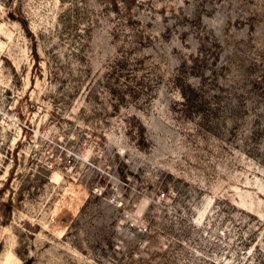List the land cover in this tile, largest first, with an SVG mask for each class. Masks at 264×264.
Here are the masks:
<instances>
[{"label":"rangeland","instance_id":"rangeland-1","mask_svg":"<svg viewBox=\"0 0 264 264\" xmlns=\"http://www.w3.org/2000/svg\"><path fill=\"white\" fill-rule=\"evenodd\" d=\"M0 264H264V0H0Z\"/></svg>","mask_w":264,"mask_h":264},{"label":"built area","instance_id":"built-area-1","mask_svg":"<svg viewBox=\"0 0 264 264\" xmlns=\"http://www.w3.org/2000/svg\"><path fill=\"white\" fill-rule=\"evenodd\" d=\"M51 220H52V221H54V220H55V218H54V217H52V218H51Z\"/></svg>","mask_w":264,"mask_h":264}]
</instances>
